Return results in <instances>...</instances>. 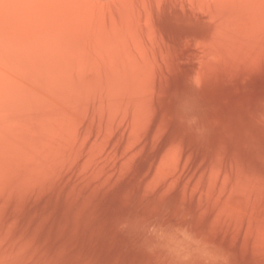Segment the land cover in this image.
<instances>
[{"label":"bare ground","instance_id":"obj_1","mask_svg":"<svg viewBox=\"0 0 264 264\" xmlns=\"http://www.w3.org/2000/svg\"><path fill=\"white\" fill-rule=\"evenodd\" d=\"M175 1L173 0V3ZM168 4H170V0H0V264L40 263L34 253L38 252V246L42 243L38 245L41 234L47 229L51 231L57 223L68 224L71 218H79L83 210L88 212L89 209L92 211L94 207L100 206L98 201H100L101 191L99 190L105 185L109 186L115 181L116 183L120 181L121 178L117 177L116 173L118 170H129L125 169L127 166L131 169V162L136 161L137 155L140 156L139 154L142 153L139 151V147L143 151L146 146H153L151 144L156 139L163 137V130L168 119L164 116L161 118V122H158L157 119L159 109L164 106L160 102V91H163L161 88L164 86L166 88L169 84L171 86L172 83L169 79L171 75H180L183 73L182 69H185V62L180 61L184 56L182 50L184 46L181 49L177 48L178 50L172 49V51L171 43L173 42L167 46L168 44L166 45L164 43L166 41L163 40L164 34L162 35L163 39H161L160 24L165 23L166 14L172 10L170 8L172 6L169 7ZM180 13L182 15L189 14L187 17L190 20L203 18L209 23V32L201 37V42H197L200 44H198L199 49L196 47L191 53L188 52V56L191 54L190 57H192L191 69L195 68V73L192 74L191 78L188 77L191 79L189 82L187 81L188 85L198 84V87L200 84L215 88L216 82H222V80L217 81L220 77L226 81V84L231 82L229 84L233 85V80H230L235 75V70L247 65L244 69L248 70V73L249 70L253 71L255 63L258 62L257 64H259L262 61L260 58L262 54L264 62V0H183ZM158 25L160 26L158 27ZM169 26L168 28L171 29ZM185 33L184 35H187ZM168 34L170 35V33ZM174 34L177 33L174 32ZM184 39L186 40L185 37ZM160 41L162 43L156 45ZM170 45L171 48H168ZM188 56L186 57L188 58ZM176 57L179 59L177 60ZM195 62L199 64L196 65ZM261 65L264 64L261 63ZM257 67L256 65L255 69ZM242 76L244 77V75ZM235 78H233L234 81ZM240 78L239 76L238 79ZM237 81H235L236 84ZM261 83L263 82L261 81ZM262 85L264 86V84ZM201 89L203 88L201 87ZM204 91L202 92L205 93L206 91ZM240 92L243 91L240 90ZM247 92L250 91L247 89ZM203 93L202 95H204ZM252 93L255 94V90ZM258 95L261 97L260 94ZM211 96L213 97V95ZM245 99L248 100L246 97ZM262 100L264 101V99ZM263 101L262 103H264ZM261 114L260 116H262ZM155 125L157 129L154 131ZM165 129L167 131L168 127ZM220 138L223 137L220 136ZM176 142L179 143L177 140ZM140 143L141 146H139ZM170 144H167L169 147L166 146V152H169V148L173 149L176 143L172 145L173 148L170 147ZM156 147L155 144L149 150L153 151ZM175 147H178L176 148L178 150L174 148V152L182 153L179 151V145ZM184 149H186L185 146ZM170 151L172 152V150ZM168 152L166 154L161 153L168 157ZM186 153H188L187 150ZM177 154L174 155L177 156ZM178 156L174 159H180L181 155ZM219 157L217 156L216 159ZM153 158L155 159V156ZM186 158H188L187 155ZM186 158L182 162L184 169L186 167L184 162L189 165L187 162H189L190 157ZM139 159L136 163L139 162ZM238 161L242 163L243 160ZM175 162L179 163L181 159ZM176 163L173 166L177 167ZM148 164L146 171H149L150 166ZM159 164L164 166H161L163 169L166 168L162 161ZM211 167L214 166L211 165ZM188 168H192L191 165ZM236 168L234 169L237 170ZM184 169L183 171L179 170L180 176H182L181 172L187 174L188 171H184ZM196 169H198L197 166ZM196 169H193L195 170L194 173L198 172ZM217 169L219 168L217 167ZM217 169L215 171H218ZM242 170L241 172H243ZM252 170L254 171L253 168ZM146 171L145 173L148 172ZM154 171L156 170L154 169ZM154 171L151 172V175H154ZM215 171L214 169L212 172L210 171V175L205 172L204 174H207L208 179L213 176ZM148 173L150 174V171ZM177 173L174 171V177H177ZM254 173L256 172L254 171ZM151 175L148 176L151 177ZM223 175L226 176V173ZM191 176L188 175L187 180H184L187 176L181 179L183 185L178 184L181 178L179 176V179L175 177L178 179L177 182L174 181L173 176L168 178H172L170 179L172 182L169 180L172 185H174L173 181L175 185L178 184L172 186L174 187L172 189L175 190L177 186L188 185L189 183L184 184L183 182H192L193 177L197 175H193L192 180H190ZM216 176L214 174L212 177V183H215L213 179H216ZM225 176L223 177L225 178ZM249 177L244 174V176H238L237 179L238 181H243V179L246 181L247 178L248 181ZM147 179L144 182H148ZM253 179L256 178L253 177ZM232 180L233 178H230L226 181L225 193L222 190L224 194L229 195L232 187L234 188L232 195L227 196L230 203L227 205L224 202L226 204L224 212L220 211L221 215H214L215 218L213 219L216 220L218 217L219 220L225 214L222 218L226 216L230 224L231 220L228 216L232 214L237 216V219L240 220V223H237L239 224L238 227L234 223V219L231 222L241 232L247 227L248 235L243 234L249 236L250 241H252L253 238L255 239V235H258L255 233L259 231V228L255 233V225L249 226L247 224L248 226L245 225L246 227L243 228V221L246 219L247 222V218H249V216L246 218V211L244 212L246 205L244 203L246 200L249 201V198L242 203V190L247 188L246 183L240 182L238 184L239 182H236L237 185H234L235 187L229 186L230 190H228V185L232 184ZM219 181L222 180L219 179ZM255 181L253 182L256 185L257 181ZM208 182H206L207 185ZM220 184L217 183L218 186ZM250 184L247 183L252 188ZM197 185L191 186L198 189L200 185L199 183ZM147 186H145V190L148 192ZM186 188L188 189L187 186ZM222 188L224 189L223 186ZM241 188L243 189L241 190ZM151 189L153 188L151 187ZM185 189L183 187V190ZM211 189L210 191H212ZM251 190L253 191V189ZM261 190L258 193H261ZM185 191H181V193ZM197 191L195 189V192ZM150 192L152 193V191ZM161 192L163 193V191ZM248 193L250 192L247 191L246 194ZM193 194L194 191L192 196ZM199 194L201 193L198 192L197 197ZM206 194H204V198L209 196ZM97 195L100 197L98 198ZM223 195L221 196L224 198L225 195ZM111 196L112 194H110V198ZM212 196H214V190L213 195L210 194L209 196V201ZM254 196H257V201L258 195L254 194ZM261 196L259 197L261 198ZM253 199L251 200L253 201ZM95 200L97 201L94 202ZM222 201L224 200L222 199ZM114 202L117 201L114 200ZM125 202L127 203V201ZM214 203L218 206L216 200ZM74 207H77L75 211H73ZM257 210L256 213H258ZM259 210L261 212L263 209ZM74 214L76 216H73ZM57 218L58 221L55 222ZM66 224L64 225L65 228L68 227ZM75 224L78 225L77 222ZM77 225L75 227L79 226ZM230 225H226V227H230ZM234 225L233 228H235ZM65 228L61 230V233ZM73 230L75 233L79 231ZM48 236L46 237L48 238ZM46 239L44 238L47 242ZM250 241L248 242L250 243ZM258 245L259 243L256 246L258 247ZM263 245L258 247L259 250L264 249H262ZM254 247L255 244L252 249ZM55 256L53 255L54 258ZM58 256L59 258L62 257L59 254ZM55 259H53V263ZM54 264H58V262Z\"/></svg>","mask_w":264,"mask_h":264},{"label":"rangeland","instance_id":"obj_2","mask_svg":"<svg viewBox=\"0 0 264 264\" xmlns=\"http://www.w3.org/2000/svg\"><path fill=\"white\" fill-rule=\"evenodd\" d=\"M171 3H173V0H170V4H168L169 7L172 6L170 7L172 10L168 14L165 13L167 16V18H165V23L160 24L161 26L158 25V27L160 26L159 31L162 30L161 33L164 32L162 34L159 32L161 35V39H163L164 37L163 40H165L167 43L164 42L163 40L161 41H163L166 45L168 44L167 46H169V43L173 42L171 43L173 47L171 48V45L170 47H168V48H171V50L172 49L176 50L177 48L181 49L182 46H184L183 48L186 50L182 49L184 51V56L180 60L182 63L185 62L184 63L185 69L181 68L183 73L180 75H175V74L173 76L171 75L169 78L171 81L170 83H172L171 86L170 84L167 86V88L166 86H164L161 88V90L163 91H160V94H161L160 102H162L164 106L163 108L159 109V115L157 119H158V122L159 121L161 122V118L163 116L166 119H168L165 125V128L168 127V130L166 131V129L164 128L163 137L161 139L159 138L155 140V141L159 140L157 141L158 143L154 141L157 146L156 148H154L155 150L154 149L153 151L149 150V149H152L153 146L155 145L154 142L153 144H151L153 146H150V145L146 146L143 151L141 150V147H139L140 149L139 151L142 152L141 154H139L140 156L137 155L136 157L137 160L139 159V157H141L139 159V162L136 163L137 160L133 161V163L131 162L130 164L132 165L131 169L129 168V166H127V168L122 167V168L129 169V170H123V171L118 170V172L116 173V176L121 178L118 183H116L115 181L111 185L109 186L105 185L106 187L103 186L101 190H99L101 191L100 192L101 197L99 196L100 201H98V203L100 202L99 203L100 206L94 207L93 208L94 210L92 211L89 209L88 212H85L83 210L80 217L77 218L78 220L76 218H71L68 221V224L57 223L55 226H53V229H51V231L47 229L43 234H41L38 240L39 242L38 245L41 242L42 243L38 246L39 247L38 252H36V254L34 253V255H36L35 257H38V262H40L36 264H43V263L48 264L49 260L51 261V263H53V259H55L58 256V254L60 256L62 255L61 258H59L58 256L57 257L58 259L57 258L55 259L56 261L60 259L59 260L60 262L57 261L58 264H264V251H263L264 250L263 249L264 248V245H263L264 244V235H263L264 234V218H263L264 217V205H263L264 204V193L263 192L264 191H262L264 190L263 188L264 187V105L263 106L261 105V104H264L262 103L263 101L262 99H264L263 97L264 96V91H263L264 86L262 85L264 84V78H263L264 77V65L260 66L261 63L264 64L263 54L260 56L262 61L259 64H257L258 62L255 63L258 67L260 66L259 69L258 67L256 68L258 69V71L261 69L259 72L256 71L255 69L256 65L253 68L254 69L253 71L255 72H253L252 70L251 71L249 70V73H248V70L246 71L244 69L247 67V65H244L245 66V67L243 66L244 68L241 67L234 71L235 75L233 76V78H235L236 76L239 78L240 76L241 80L238 79L237 77L236 78L237 80H240L243 83H241L240 81H237L235 78V81H237V84H236V82L232 78L230 81L233 80L232 84L233 85L236 84L233 86L229 84L231 82L226 84L225 83L226 81L220 77V79H218L217 81L222 80V82L220 83L216 82L215 88H209V87H206L205 85L201 86L200 84L198 87H197L198 84L188 85V82L191 80L190 78L192 74L195 73L194 71L195 68L191 69L193 65V63L191 62L192 57H190L191 54H189L188 56V52L191 53V51H193V49L196 47L199 49L198 46L200 44L197 42L198 41L201 42L202 41L201 37L205 36L209 32V23L206 22L207 20L203 18L200 20H196V19L190 20V18L187 17V15L189 14L182 15L180 12H181V6L183 3V0L182 1L176 0L174 2L175 4L174 3L171 4ZM168 26L171 27V29L168 28ZM166 31H169L168 33H170V35ZM174 32L177 34H174ZM184 32H186L185 34L187 35H184ZM182 34L184 35L187 41L184 39ZM172 36H174L175 38L177 37V39L175 40V38ZM191 38L196 39V40H192ZM180 40H182L181 41L182 43L180 42ZM161 41L159 43H156V45L162 43ZM195 42L197 43V45ZM177 43L179 46L180 45L181 46L179 47ZM185 52H187L186 53L187 55L185 54ZM185 55L188 56V58ZM176 59L178 60L179 58L176 57ZM182 60H185V61H182ZM195 63L196 65L199 64L197 62ZM241 69L242 71H240ZM256 72H258L257 73L258 75H256ZM242 75H244V77ZM189 76L190 78H188ZM244 78L245 79L247 78V79L245 80ZM257 80L258 81L260 80L259 83H257L258 82ZM261 81L263 83L260 84ZM245 84H248V85H245ZM174 85H178V86H174ZM240 86L243 89H240L241 88ZM201 87L203 89H201ZM247 89L250 92H247ZM203 90L206 91V92L204 91L206 94L202 92ZM240 90H242L243 92H240ZM254 90H255V94L252 93L254 92ZM207 91L208 92L210 91L209 95ZM244 92L246 95L243 94ZM256 92L260 94L261 97H259V95ZM202 93L204 95H202ZM248 93L249 95H247ZM162 94H164L165 96L164 95L162 96ZM207 95L209 98L207 97ZM211 95H213V97ZM245 97L248 98V100L249 99L250 100L248 101L247 99H245ZM250 97L252 98V100ZM256 98H259V99H256ZM258 106L262 108H259ZM259 113L260 114L262 113L261 114L262 116H260ZM156 129H157V126L155 125L154 131ZM182 136L184 140L182 139ZM216 136H219V137H216ZM220 136L223 138H220ZM176 140L179 143H177ZM167 144L168 145L170 144V147L175 144L174 145L175 149L178 148L175 146L179 145V148H180L179 151H181L182 153L177 152L176 150L178 149L175 150L178 154L174 152V148L172 146L173 149L169 148V152L167 151L168 157H166L167 155H163L161 152H164V154L167 153L165 151V148H167L166 146H168ZM141 145L142 144L140 143L139 146ZM184 146L186 149H184ZM170 150H172L173 154ZM186 150L188 153H186ZM205 151H206V154H205ZM137 153H138V150H137ZM174 154H177V156L181 155L180 156L181 162L179 163L175 162L177 160L179 161L180 159H174V157H177ZM211 154L212 156L210 157ZM160 155L164 159H162ZM186 155L188 158L189 157L190 158L189 159L186 158ZM154 156H155V159L153 158ZM217 156L218 157L220 156V157L216 159ZM158 158H161V159L158 160ZM165 158L167 161L165 160ZM185 158L189 160V162L187 163H189V165H191L192 168L189 169L188 168L189 165L186 164V162H184L186 166V167L184 166L185 169L182 167L183 166L182 162L185 161L184 160ZM155 160L158 162H156ZM209 160L210 162H208ZM238 160L240 161L243 160V161H241L242 163H240ZM150 161L151 162L153 161V164H151ZM161 161L163 165H165L166 168L163 169L162 167L164 166L159 164V162L161 163ZM135 163L137 164V168H136ZM174 163H176L175 165H177V167L173 166ZM206 163H207V166L209 165L208 166L209 168L206 166ZM147 164L150 166L149 167L150 174L148 173L149 172L148 170H147L148 172L146 171L147 169L146 167H148ZM155 164L157 168L156 167L154 168ZM210 164L214 166L215 168L211 167ZM237 165H238V168H236ZM240 165L242 166V168ZM180 166L182 167V169ZM196 166L198 169H196ZM200 167H202L201 171L199 170ZM217 167L219 169L221 167L220 171L219 169H217ZM153 168L156 171H154ZM234 168H236L237 170H235ZM252 168L254 169L256 173H254ZM165 169L167 170L165 171ZM168 169L172 171L170 170L168 171ZM183 169L184 171L189 172V173L187 172V174L186 172L185 173L181 172L182 176L183 174H185L184 176H187L185 177V179H184V176L183 177L180 176L179 170L183 171ZM193 169L198 170V172L196 171L194 173L193 171L195 170ZM213 169L214 171L215 169L218 170V171L213 172L215 176H216V172L219 175L215 177L216 179H213L215 183H212L211 181L214 174L212 177L208 178L210 179L209 182L206 176L207 174L210 173V171L212 172ZM241 170L243 172H241ZM145 171L147 173H145ZM153 171L156 174L154 173V175H151L152 174L151 172ZM167 171L170 173H168ZM174 171L178 172L177 177L175 176L176 178H178V176L179 178L181 177L180 182L178 181L179 182L178 184L180 185L182 184L181 179L183 178L184 180H187L186 178H189L188 175L191 176L192 172L194 174L192 173L190 180H192V177L193 175L195 176V174L198 176V180L196 176V177H193L194 182L193 181L183 182L184 184L185 183L190 184V185L188 184V185L183 186L184 189L186 188V186L188 187V189L187 188L185 189L186 191L183 190L182 186H177V188H175L174 190L172 189L174 188L172 186L178 185V184L175 185L174 181L177 182V180L179 179V178L176 179L174 177V175L176 174V173L174 174ZM203 171L207 174H204ZM249 172L253 174L250 175ZM225 173H226V176L223 175ZM147 174L151 175V177L153 176L154 179L149 177ZM169 174H172V175H169ZM200 174L202 177L200 176ZM220 174L225 176V178L222 176L223 177L222 179V177H220L221 176ZM240 174L243 176L245 174L246 177L248 176L251 177L252 175L259 174L260 177L256 175V176L251 177L252 180L251 179L249 180L250 178L249 177L247 181V178H246L247 182L245 181V179H243V181L242 180L238 181L237 178L238 176H241ZM147 176L149 177V179H147L148 178ZM170 176L171 177L173 176L175 178V180L173 181L174 185L170 183L171 181L170 179H172V178H168ZM229 177L233 178L232 180L233 182L231 185L230 184L228 185V188H229L228 190H230V187H232V185L236 186L237 185L236 182H239L238 184H240L241 182L243 184L246 183L245 185L247 187L246 189L248 192H250L246 194L247 193L246 189L242 190L243 188H241L243 192L242 203L245 202L244 201L245 199L249 198L248 199L249 201L246 200V202L244 203L246 204L244 206V212L246 211L245 213L246 218L248 216L249 218H247L248 219L247 222H246V219L243 221L244 222L243 228H245L248 225L249 226L255 225L254 228L256 230L254 231V233L258 230L257 228H259V231L255 233L258 235H255V239L253 238L252 241H250L249 236H245V235H248L247 227L242 232L238 230L237 225L239 224L237 223H240V220L237 219V216L235 217V215L232 214L231 215L233 216L232 219H231V216H228L231 221L234 219L235 221L234 223L236 224L237 227L231 221H230V224L231 223L233 224L230 225L228 223L229 219L226 216H225L226 218L225 217L222 218V216L225 214H223L221 217L219 216L220 217L219 220L217 219L218 217H216L217 221L213 219L215 218L214 215L218 216V215H221V212H224V207L226 205L224 204V202L227 203V205H229L230 203L229 198H227V196L232 195L234 188L232 187L230 191L231 193L229 195L227 193L224 194L225 186L227 183L226 181L230 180ZM253 177L256 179H253ZM261 177L263 178L262 180H261ZM144 178L147 179L146 181L148 182H144L145 180ZM200 178H201V181H199ZM150 179L153 182H151ZM202 179H203V184H202ZM217 179H218L219 184L223 183L225 179L226 180H225V183H223L222 185L220 184L218 186ZM219 179L222 181H219ZM254 180L257 181L256 185L253 182ZM206 182H208L210 185L209 184L207 185ZM248 182L249 184L251 183L250 185L252 188H250L247 185ZM198 183L200 186L203 187V189L200 186L198 189L196 187H192L194 184L197 185ZM150 184L153 189H151V187L149 186ZM211 184H213L212 186L214 187L217 186V187L213 188ZM145 186H147V189L149 190L148 192L147 190H145L146 189ZM222 186L224 187V189L222 188ZM245 186L243 185V187ZM161 187L164 189H167L168 191L167 190L164 191V189H162ZM206 187L207 188L209 187L208 190ZM218 187L219 189H217ZM260 187L262 188V190ZM194 188L198 191L195 192ZM210 189L212 191H210ZM251 189H253V191ZM257 189H260L261 193H258L260 190H257ZM203 190H204V193H203ZM213 190H214V196H212L213 198L211 197L209 201V196L210 194L213 195ZM222 190L224 191V193L222 192ZM150 191H152L153 194ZM161 191H163V193ZM181 191H185L184 192L185 194L183 192L182 194ZM193 191L195 195L193 194L192 196ZM256 191L258 194L256 193ZM198 192H200L201 194L203 193V194L202 195L199 194V196L197 197ZM216 192H217V196H216ZM251 193H252V196H251ZM110 194H112L113 197L111 196L110 198ZM204 194L209 195L208 197L205 195L208 199L206 197L204 198ZM254 194L258 195L257 201H261V202L256 201L257 196L255 197ZM219 195L220 196L223 195L224 198L222 196L220 197ZM201 196L202 198H204V200L200 198ZM259 196H261V198ZM262 197H263V200H262ZM220 198L221 200H219ZM222 199L224 201H222ZM251 199H253V201ZM97 200H95L94 202H96ZM114 200L117 202L115 203ZM215 200H216V203L219 200L217 204L220 207H218L214 203ZM125 201H127V203ZM259 204H262V205H259ZM201 208H203L202 209L203 212ZM253 208H256V209H253ZM76 209L77 207H74L73 211H75ZM259 209H263L261 211L262 214ZM256 210L258 211V213H256ZM251 211L253 213H250ZM73 216H76V215L74 214ZM258 216L259 218H257ZM226 220L228 221L226 222ZM249 220L251 221V223ZM57 221H58V218L55 219V222ZM76 222L78 223L79 226L75 224ZM215 222H218V223H215ZM262 223L263 225L260 226V224ZM65 224L68 227L65 228L64 226ZM76 225L78 227H75ZM226 225L228 226L230 225V227L228 226L226 227ZM233 225L235 228L232 227ZM63 228L65 229L61 233V230ZM73 229H76L79 231H76L75 233V230ZM234 231L236 232L235 234L233 233ZM49 233H50V236H48ZM243 233H245V235ZM259 235H261L262 238L259 237ZM46 236H48L49 240ZM247 237H249V239H247ZM44 238L45 239L47 238L46 239L47 242L44 240ZM257 239L258 241H256ZM248 241H250L252 246L250 245ZM256 243L257 244L259 243L258 247L260 245H263L262 251L259 250V248L256 246L257 245ZM254 244H255L254 248L256 249L254 248L252 249ZM61 247H63V249H61ZM256 250H259V251H256ZM60 251L63 253L61 254ZM53 255L54 256L57 255V256H55L54 258ZM55 260H54V263H57ZM50 261H49V264H51Z\"/></svg>","mask_w":264,"mask_h":264}]
</instances>
